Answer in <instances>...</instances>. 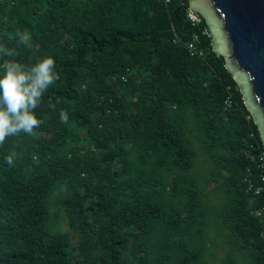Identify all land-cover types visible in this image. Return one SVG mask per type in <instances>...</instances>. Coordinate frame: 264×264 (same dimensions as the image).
<instances>
[{"label":"trees","instance_id":"16d2710c","mask_svg":"<svg viewBox=\"0 0 264 264\" xmlns=\"http://www.w3.org/2000/svg\"><path fill=\"white\" fill-rule=\"evenodd\" d=\"M187 9L0 0V45L17 53L0 65L51 55L57 72L35 110L40 127L0 145V264H209L218 240L221 264L239 254L264 264L262 197L243 183L245 140L262 142L206 33L203 56L190 55L205 23Z\"/></svg>","mask_w":264,"mask_h":264},{"label":"water","instance_id":"95a60500","mask_svg":"<svg viewBox=\"0 0 264 264\" xmlns=\"http://www.w3.org/2000/svg\"><path fill=\"white\" fill-rule=\"evenodd\" d=\"M204 20L212 49L237 81L264 149V0H179Z\"/></svg>","mask_w":264,"mask_h":264},{"label":"clouds","instance_id":"9594fccd","mask_svg":"<svg viewBox=\"0 0 264 264\" xmlns=\"http://www.w3.org/2000/svg\"><path fill=\"white\" fill-rule=\"evenodd\" d=\"M21 40L27 42V32L18 33ZM17 53L0 45V56L14 57ZM55 59L51 55L37 58L32 64L16 59H8L0 65V145L6 138L21 133L33 134L43 123L35 110L40 106L45 92L56 81ZM55 110L54 105H49ZM61 120L66 119L63 110ZM15 152L5 157L9 166H14Z\"/></svg>","mask_w":264,"mask_h":264},{"label":"built area","instance_id":"2783aa9c","mask_svg":"<svg viewBox=\"0 0 264 264\" xmlns=\"http://www.w3.org/2000/svg\"><path fill=\"white\" fill-rule=\"evenodd\" d=\"M169 0H165L168 2ZM186 16L192 25H196L201 20L196 13L187 9ZM204 34V30L193 32L190 39L186 42V47L193 56H203L204 49L201 47L202 40L201 35ZM234 99L231 94L227 95L223 101L224 109H229L233 106ZM251 115L247 114L246 118L249 119ZM253 133H250L249 139L245 140L243 147V154L249 161V167L247 168L248 174L244 176L243 183L246 187V191H252L255 194H259L262 197L261 204L254 209V213L261 220L260 237L264 240V151L258 148V145L254 141Z\"/></svg>","mask_w":264,"mask_h":264},{"label":"rangeland","instance_id":"374dc122","mask_svg":"<svg viewBox=\"0 0 264 264\" xmlns=\"http://www.w3.org/2000/svg\"><path fill=\"white\" fill-rule=\"evenodd\" d=\"M207 165L205 164H201L199 166L198 170H206ZM213 183L210 182L208 187H212ZM209 199H213L212 195L209 194L208 195ZM61 217H63V214L60 213ZM63 219V218H62ZM60 229L62 230H67V227L65 225V223L63 222L60 226ZM72 241L75 242L77 240V237L74 235V233L72 232ZM228 246L224 247V243L222 242V240H218L217 245L215 246V251L213 252V255H208V262L209 264H221V258L225 255V251L227 250ZM237 264H246V257L243 254H239L237 256Z\"/></svg>","mask_w":264,"mask_h":264},{"label":"flooded vegetation","instance_id":"af4514ba","mask_svg":"<svg viewBox=\"0 0 264 264\" xmlns=\"http://www.w3.org/2000/svg\"><path fill=\"white\" fill-rule=\"evenodd\" d=\"M203 20V19H202Z\"/></svg>","mask_w":264,"mask_h":264}]
</instances>
